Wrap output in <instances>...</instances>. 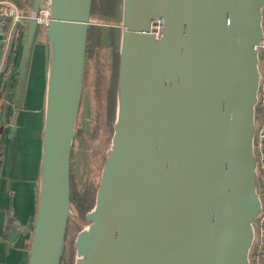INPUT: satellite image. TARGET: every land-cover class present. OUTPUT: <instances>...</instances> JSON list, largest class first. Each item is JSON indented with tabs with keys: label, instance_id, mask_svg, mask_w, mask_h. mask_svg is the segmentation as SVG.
Wrapping results in <instances>:
<instances>
[{
	"label": "water",
	"instance_id": "obj_1",
	"mask_svg": "<svg viewBox=\"0 0 264 264\" xmlns=\"http://www.w3.org/2000/svg\"><path fill=\"white\" fill-rule=\"evenodd\" d=\"M27 1L23 87L42 8L50 17L29 264L53 253L60 264L92 0ZM263 8L264 0H122L111 143L74 264H249L261 205L253 142Z\"/></svg>",
	"mask_w": 264,
	"mask_h": 264
},
{
	"label": "crops",
	"instance_id": "obj_2",
	"mask_svg": "<svg viewBox=\"0 0 264 264\" xmlns=\"http://www.w3.org/2000/svg\"><path fill=\"white\" fill-rule=\"evenodd\" d=\"M12 2L18 9L30 4ZM21 32L12 30L0 62V264H29L40 193L48 50L38 31L23 87L18 78Z\"/></svg>",
	"mask_w": 264,
	"mask_h": 264
},
{
	"label": "trees",
	"instance_id": "obj_3",
	"mask_svg": "<svg viewBox=\"0 0 264 264\" xmlns=\"http://www.w3.org/2000/svg\"><path fill=\"white\" fill-rule=\"evenodd\" d=\"M119 2L120 0H92L90 19H97L101 21V23H105V25L91 24L89 26L85 51V63L87 64L88 61L99 60L101 53L110 49V60L107 64L109 68V85L107 92L105 93L106 117L109 127L113 126L116 113V85L119 65V48L115 45L117 36L113 24H115L114 21L118 19ZM262 25L264 29V15ZM39 32L40 35L43 36L45 28L41 27ZM260 61L261 56L259 55V63ZM78 138L79 129L76 126L70 160V204L77 222L71 219L67 222L64 250L60 264H74V239L77 233L81 231V226L79 224L86 221V213L90 212L94 206L97 192L96 188H98V186L95 188L93 184L86 179L84 180V183L82 182L79 184L76 173L79 162V153L77 152L78 149H76L78 146Z\"/></svg>",
	"mask_w": 264,
	"mask_h": 264
},
{
	"label": "rangeland",
	"instance_id": "obj_4",
	"mask_svg": "<svg viewBox=\"0 0 264 264\" xmlns=\"http://www.w3.org/2000/svg\"><path fill=\"white\" fill-rule=\"evenodd\" d=\"M121 9L122 0L119 2L118 19L114 23L120 22ZM90 22L93 25H105V23H101L97 19H90ZM115 29L117 36L115 45L119 48L121 31L119 28ZM109 51L110 49L103 51L99 60H96L97 62L92 60L88 61L87 64L85 63L83 85L76 118V126L79 129L78 146L76 148L79 153L77 170L79 184L84 183L86 179L95 188L99 185L103 163L112 137V127H109L107 123L105 97L109 85V68L107 66L110 60ZM71 212L73 217L70 219L77 222L74 212L72 210ZM79 225L82 230L88 226V223L85 221ZM75 259L74 250V261Z\"/></svg>",
	"mask_w": 264,
	"mask_h": 264
},
{
	"label": "built area",
	"instance_id": "obj_5",
	"mask_svg": "<svg viewBox=\"0 0 264 264\" xmlns=\"http://www.w3.org/2000/svg\"><path fill=\"white\" fill-rule=\"evenodd\" d=\"M48 11L42 8L39 13V22H43V14ZM29 9H18L10 0H0V62L2 58V48L11 39L14 28L24 29L31 17ZM49 16V14H48ZM259 55L261 61L264 54V31L259 40ZM259 63L260 79L257 91V103L255 106L256 126L253 148L255 155L256 175L259 184L260 211L253 223V240L249 251V264H264V67Z\"/></svg>",
	"mask_w": 264,
	"mask_h": 264
},
{
	"label": "bare ground",
	"instance_id": "obj_6",
	"mask_svg": "<svg viewBox=\"0 0 264 264\" xmlns=\"http://www.w3.org/2000/svg\"><path fill=\"white\" fill-rule=\"evenodd\" d=\"M43 15L45 16V17L43 18V22L46 21V22L48 23V22L50 21V17L48 16L47 13H44ZM56 243L58 244V240H57ZM55 257H56V253H53V254L50 256V258H49L47 264H53V263H54V260H55Z\"/></svg>",
	"mask_w": 264,
	"mask_h": 264
}]
</instances>
